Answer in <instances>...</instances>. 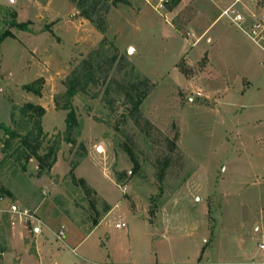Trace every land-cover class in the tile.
Segmentation results:
<instances>
[{
	"label": "rangeland",
	"instance_id": "obj_1",
	"mask_svg": "<svg viewBox=\"0 0 264 264\" xmlns=\"http://www.w3.org/2000/svg\"><path fill=\"white\" fill-rule=\"evenodd\" d=\"M223 1L102 0L95 25L80 0H0L28 23L0 45V123L13 125V113L23 133L19 108L43 105L38 153L54 148L56 157L43 170L35 158L16 162V140L7 147L0 129V203L28 207L41 227L2 229L0 264H264L256 246L264 240V52L216 20ZM95 51L128 59L125 84L154 85L139 109L179 148L166 174L153 167L161 148L135 127L124 95H114L111 112L105 87L90 85L96 98L73 99L78 123L66 131L63 82ZM30 57L43 81L33 101L22 89L38 80L25 68ZM120 221L125 228L114 226Z\"/></svg>",
	"mask_w": 264,
	"mask_h": 264
},
{
	"label": "trees",
	"instance_id": "obj_2",
	"mask_svg": "<svg viewBox=\"0 0 264 264\" xmlns=\"http://www.w3.org/2000/svg\"><path fill=\"white\" fill-rule=\"evenodd\" d=\"M101 2L102 0H80V15L91 23L98 25L99 17L103 13ZM178 2L179 0H167L169 8H174ZM15 17L16 12L14 10L0 5V45L4 39L12 37L13 34L10 29L28 30V23L19 22ZM128 64V59L123 55H118L117 53L107 55L95 51L93 55L81 60L72 68L63 82L67 95V104L64 109L68 110L65 118L66 131L70 133L71 129L78 123L77 109L73 105V99L77 96L82 98L90 97L89 92L92 89L90 85L105 87L104 104L111 112L116 111L119 102L114 98V95H124L125 103L129 105V115L135 127L145 134L146 141L149 142L151 147L159 146L161 148V150L155 151L152 164L158 171V175L161 176L180 161V151L175 140L169 138L159 128L147 121L139 109V104L145 95L154 88V85L146 81L140 82L139 85L133 83L125 84L122 72ZM178 68L185 77L193 76L192 70L185 68L182 64ZM42 82V79H38L24 84L22 89L27 93L39 95ZM137 90L138 92L134 94ZM90 98L95 99L96 96ZM19 112L22 116V126H27V129H25L26 127L23 128V133L19 132L18 125H15V115L13 113L10 114L13 125L7 126L4 123H0V129L4 131L6 137V144L8 145L10 141L16 140L15 147L12 144L13 142L7 147L13 146V148L10 147L9 149L13 155H16V162L21 163L23 159L27 161L35 158L40 170L50 169L56 162V157L52 156L55 153L54 148H50L47 154L40 155L38 153L43 142L41 140L43 131L40 118L44 115L45 110L40 105L27 102L19 108ZM30 124H32V127ZM113 128L117 129L118 126H113ZM67 141L71 145L75 144L70 135ZM51 157L53 158L50 159ZM98 223L99 221H94L93 226L88 228L93 229Z\"/></svg>",
	"mask_w": 264,
	"mask_h": 264
},
{
	"label": "built area",
	"instance_id": "obj_3",
	"mask_svg": "<svg viewBox=\"0 0 264 264\" xmlns=\"http://www.w3.org/2000/svg\"><path fill=\"white\" fill-rule=\"evenodd\" d=\"M158 7L166 5L167 0H146ZM217 21L224 18L249 39L256 47L264 52V0H224L221 5ZM97 154H103L102 145L94 146ZM39 220L36 213L28 207L14 202L0 203V231L7 227L13 228L17 224L33 231V225ZM116 228H125L123 221L114 224ZM57 238L64 237V226L61 225ZM258 250L264 251V240L257 242Z\"/></svg>",
	"mask_w": 264,
	"mask_h": 264
},
{
	"label": "crops",
	"instance_id": "obj_4",
	"mask_svg": "<svg viewBox=\"0 0 264 264\" xmlns=\"http://www.w3.org/2000/svg\"><path fill=\"white\" fill-rule=\"evenodd\" d=\"M203 34H206L205 32L203 33ZM202 34V35H203ZM201 35V36H202ZM201 36L199 37V38H201ZM198 39V38H197ZM196 39V40H197ZM212 38H208L207 40L208 41H210ZM35 51H36V47H34L33 48V50H30V52H31V54H33V53H35ZM31 57H32V55H31ZM31 57L27 60V62H26V65H25V68L27 69V68H32V69H34V67H35V63H32L31 62ZM34 71H35V73H33V76H36V77H33V80L34 79H38L37 77H42V75H39L38 73H37V71H36V69H34ZM9 75H12V72H11V70H9ZM47 80V79H46ZM25 97H26V99L27 100H32L33 101V97L31 96V94L30 93H27L26 92V95H25ZM40 99V98H39ZM42 107H44L43 105H42ZM99 224V223H98ZM35 229H37V230H35ZM33 231L35 232V233H37V232H40L41 231V227L40 226H37L36 225V227H33ZM58 233V231L56 232V234ZM55 234V235H56Z\"/></svg>",
	"mask_w": 264,
	"mask_h": 264
},
{
	"label": "water",
	"instance_id": "obj_5",
	"mask_svg": "<svg viewBox=\"0 0 264 264\" xmlns=\"http://www.w3.org/2000/svg\"><path fill=\"white\" fill-rule=\"evenodd\" d=\"M33 227H36V225H33ZM35 230H37V229H35Z\"/></svg>",
	"mask_w": 264,
	"mask_h": 264
}]
</instances>
